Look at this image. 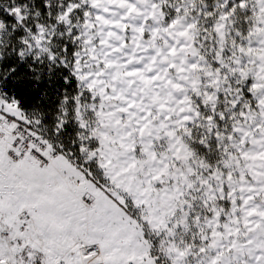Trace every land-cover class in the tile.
Instances as JSON below:
<instances>
[{"label": "snow or ice", "instance_id": "1", "mask_svg": "<svg viewBox=\"0 0 264 264\" xmlns=\"http://www.w3.org/2000/svg\"><path fill=\"white\" fill-rule=\"evenodd\" d=\"M0 264H264V0H0Z\"/></svg>", "mask_w": 264, "mask_h": 264}]
</instances>
